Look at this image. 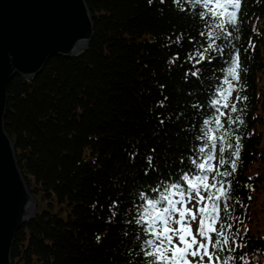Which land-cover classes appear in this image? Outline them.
<instances>
[{
  "label": "trees",
  "instance_id": "16d2710c",
  "mask_svg": "<svg viewBox=\"0 0 264 264\" xmlns=\"http://www.w3.org/2000/svg\"><path fill=\"white\" fill-rule=\"evenodd\" d=\"M86 3L94 25L87 49L51 57L35 77L16 76L6 87L4 128L38 203L16 233L12 264H146L149 237L134 223L139 194L157 198L153 189L182 183L184 173L197 171L191 161L199 162L204 141L198 137L203 121L215 115L210 101L235 49L243 87L232 100L240 111L228 113L244 123L226 118L224 127L241 137L242 149L235 173L226 178L229 208L225 213L222 202L219 226L232 224L225 229L230 246L224 258L264 264V199L257 205L264 188V0H242L238 26H227L230 43L217 41L225 54L196 65L199 76L191 75L195 68L187 57L206 46L200 33L214 27L211 18H201L202 5ZM237 94L247 99L236 101ZM220 156L230 159L218 151ZM225 170L230 164L220 167Z\"/></svg>",
  "mask_w": 264,
  "mask_h": 264
},
{
  "label": "snow or ice",
  "instance_id": "6c2138e0",
  "mask_svg": "<svg viewBox=\"0 0 264 264\" xmlns=\"http://www.w3.org/2000/svg\"><path fill=\"white\" fill-rule=\"evenodd\" d=\"M149 2L151 3L152 0ZM175 2L179 4L181 0H175ZM241 2L242 0H194V3L202 5L206 10L200 13L201 18H211L214 21V27L210 25L207 32L200 33V36L207 39L206 46L197 48L187 57L189 62H193L195 68L191 71L192 76L200 74V69L196 68V65L206 60L211 62L213 54L218 56L225 54L224 47L217 41L223 37L230 43L229 38L232 33L227 31V26L230 25L233 28L238 26ZM181 38L177 37V44ZM249 45L252 48L255 47L251 41ZM240 72V51L235 49L230 53L229 66L224 70L222 82L215 90L216 99L210 101L216 114L212 119L203 121L206 127L198 137L199 140L204 141L198 149L199 162L197 159L191 161L197 171L193 174L184 173L181 177L182 183L167 184L162 191L158 188L153 189V192L159 193L157 198H149L144 193L139 194L142 203L136 207L134 223L142 225L144 233L149 237L144 241V247L148 250L144 251L143 255L149 258L146 264H192L189 260L190 256L199 257L198 264H204L205 257L208 264H214V257L215 264H234L232 256H226L221 260L220 256L215 254V250L224 251L230 246L229 235L225 229H231L232 224L222 223L218 230L217 223L220 219L221 202L224 204L225 213L229 208L227 200L231 181L226 178L232 176L237 169L242 144L239 135L225 129L221 118L227 116L229 124L244 123L240 116L233 118L230 115V113H237L240 109L237 103H229L233 93H239L243 87L240 85ZM235 99L243 101L247 97L237 94ZM162 104L163 102L161 106ZM224 109H229L230 113H226ZM161 123L163 124L164 121L161 120ZM230 138H234V144ZM218 145L219 153H228L230 159L226 160L224 156H220L217 164L214 165ZM147 160L151 167L152 156H148ZM225 164H230V171H220V167ZM189 204L193 206L189 207ZM115 207L114 201L110 206L112 217L117 215L115 211H112ZM197 221L198 228L194 234L192 224ZM213 233L216 235L214 242ZM99 239L98 236L97 240ZM231 244L236 245L234 237ZM210 248L213 251H210ZM231 250L236 249L232 247Z\"/></svg>",
  "mask_w": 264,
  "mask_h": 264
},
{
  "label": "water",
  "instance_id": "95a60500",
  "mask_svg": "<svg viewBox=\"0 0 264 264\" xmlns=\"http://www.w3.org/2000/svg\"><path fill=\"white\" fill-rule=\"evenodd\" d=\"M93 27L86 0H0V264H12L16 233L37 212L4 128L6 87L35 77L51 57L86 50Z\"/></svg>",
  "mask_w": 264,
  "mask_h": 264
},
{
  "label": "rangeland",
  "instance_id": "374dc122",
  "mask_svg": "<svg viewBox=\"0 0 264 264\" xmlns=\"http://www.w3.org/2000/svg\"><path fill=\"white\" fill-rule=\"evenodd\" d=\"M261 25L264 26V23H262ZM260 76H262V77L259 78V84L261 86H264V72ZM233 98H234V93H233V95H232V97H231V99L229 101L230 104L232 103ZM228 110L229 109H224V111L226 113H228ZM215 114H216V111H215ZM261 114L264 116V109L261 110ZM226 118H227V116L221 118L223 124L226 122ZM263 145H264V136H263ZM216 157H217V159L213 161L214 165L217 164V162H218V147H217ZM209 175H210V179H211V174H209ZM258 195H259V197H258V200H257V205L262 206L261 202L264 199V188L261 189V192ZM38 200H39V206L42 207L43 202L39 198H38ZM37 205H38V203H37ZM192 206H193L192 204H189V207H192ZM221 206H222V202H221ZM219 222L220 221H218V223H217V229H218V226H219ZM192 228H193V233L195 234L196 229L198 228V221L197 222H193ZM198 239H199V237H198ZM212 239H213V242L216 239V235L214 233L212 234ZM209 250L213 251L211 248ZM223 252L224 251H220V250L216 251L215 250V254L220 256L221 260H222V258H224ZM189 260L192 261V264H198L199 257L193 258V257L190 256ZM213 260H214V264H215V257L213 258ZM204 264H208L207 257L204 258Z\"/></svg>",
  "mask_w": 264,
  "mask_h": 264
}]
</instances>
